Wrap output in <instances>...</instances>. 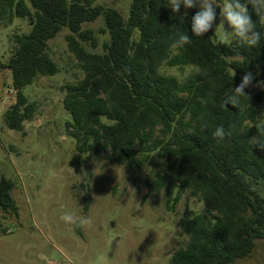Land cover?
<instances>
[{"label": "trees", "instance_id": "16d2710c", "mask_svg": "<svg viewBox=\"0 0 264 264\" xmlns=\"http://www.w3.org/2000/svg\"><path fill=\"white\" fill-rule=\"evenodd\" d=\"M97 1L0 0V24L25 18L31 26L13 36L15 49L6 66L16 101L4 115L6 126L21 131L31 118L36 105L24 89L38 75L59 73L48 42L67 28L68 49L84 73L62 86L72 119L67 128L79 153L71 166L81 169L103 156L136 171L150 158L160 160L165 170L155 181L158 188L170 178L178 184L174 204L189 190L204 205L203 212L182 218L188 241L169 264H233L249 257L264 239V150L257 146L264 144V90L252 94L251 85L245 88L247 96L236 107L225 100L245 73L264 77V35L253 48L234 39L214 42L221 0L213 28L202 37L191 32L197 11L176 14L168 0H132L126 23L116 9ZM247 7L254 31L264 34V21ZM100 17L105 25L98 32L84 28ZM177 31L192 43L173 47ZM98 35L109 40L101 44ZM100 46L102 52H95ZM163 65L192 71L180 80L163 74ZM218 126L232 134L214 138ZM13 187L0 177V210L18 214Z\"/></svg>", "mask_w": 264, "mask_h": 264}, {"label": "rangeland", "instance_id": "374dc122", "mask_svg": "<svg viewBox=\"0 0 264 264\" xmlns=\"http://www.w3.org/2000/svg\"><path fill=\"white\" fill-rule=\"evenodd\" d=\"M131 2L98 0L96 4L116 9L126 23ZM225 2H219L220 9ZM194 10L199 11L198 4L189 9L182 4L180 13L189 15ZM104 25L100 17L84 28L98 32ZM30 29L25 18L0 24V64L4 65L0 66V177L14 183L12 196L18 207V214L0 210V264H169L188 241L180 226L182 218L203 212L204 205L189 190L181 191L174 204L178 184L166 177L158 188L155 181L165 169L156 158L136 171L103 156L81 169L71 166L79 153L67 128L72 119L63 104L62 86L77 82L84 73L68 49L67 28L48 42L59 73L38 75L24 89L29 102L36 105L31 118L21 131L6 126L4 115L16 101L6 66L15 49L13 36ZM225 30L231 29L219 14L213 41L219 42ZM98 36L101 44L109 40L108 35ZM228 36L225 43L233 40ZM95 52H102V46ZM160 71L184 80L192 68L163 65ZM261 90L264 77L256 73L250 92ZM66 212L89 218L91 223L83 228L69 225L60 219ZM233 264H264V239L256 242L249 257Z\"/></svg>", "mask_w": 264, "mask_h": 264}, {"label": "clouds", "instance_id": "9594fccd", "mask_svg": "<svg viewBox=\"0 0 264 264\" xmlns=\"http://www.w3.org/2000/svg\"><path fill=\"white\" fill-rule=\"evenodd\" d=\"M169 7L172 12L178 14L183 4L185 9L196 7L199 5V11L191 19V32L197 37H202L208 33L214 25L217 17L216 0H168ZM251 4L253 10L259 18V21H264V0H245L241 3L240 0H226L223 8L220 9L221 22L226 21L230 31L225 30V34L220 37L221 43L226 42L229 38L228 33L231 34L232 39L247 45L249 48L258 47L261 42L262 33L254 31L257 25L252 21L247 5ZM187 12L183 16H186ZM192 43L191 37L186 32L177 31L174 34L173 47L182 48L185 45ZM253 81V76L250 72L245 73L242 77V82L232 89L233 94L225 100V105L231 104L237 106L241 96L245 94V88L249 87ZM206 103V101H202ZM214 138L224 140L230 136L231 131H226L223 126H218L212 133ZM264 150V144H257ZM60 219L69 225L83 228L91 223V220L86 217H77L72 213H64Z\"/></svg>", "mask_w": 264, "mask_h": 264}, {"label": "water", "instance_id": "95a60500", "mask_svg": "<svg viewBox=\"0 0 264 264\" xmlns=\"http://www.w3.org/2000/svg\"><path fill=\"white\" fill-rule=\"evenodd\" d=\"M11 70V69H10ZM143 192L145 191V187L143 188V190H142Z\"/></svg>", "mask_w": 264, "mask_h": 264}, {"label": "built area", "instance_id": "2783aa9c", "mask_svg": "<svg viewBox=\"0 0 264 264\" xmlns=\"http://www.w3.org/2000/svg\"><path fill=\"white\" fill-rule=\"evenodd\" d=\"M15 90V89H14ZM15 92H16V90H15Z\"/></svg>", "mask_w": 264, "mask_h": 264}]
</instances>
